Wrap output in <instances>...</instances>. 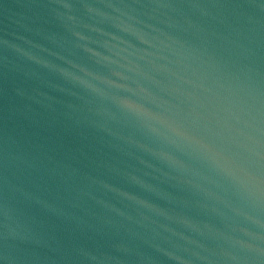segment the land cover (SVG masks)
Returning <instances> with one entry per match:
<instances>
[{"label": "water", "instance_id": "1", "mask_svg": "<svg viewBox=\"0 0 264 264\" xmlns=\"http://www.w3.org/2000/svg\"><path fill=\"white\" fill-rule=\"evenodd\" d=\"M0 172L53 264H264V0H0Z\"/></svg>", "mask_w": 264, "mask_h": 264}]
</instances>
